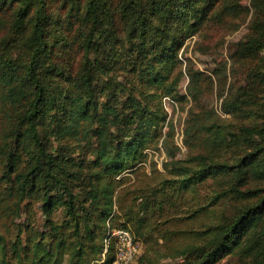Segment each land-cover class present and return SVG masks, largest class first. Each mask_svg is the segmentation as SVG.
Listing matches in <instances>:
<instances>
[{"label": "trees", "instance_id": "trees-1", "mask_svg": "<svg viewBox=\"0 0 264 264\" xmlns=\"http://www.w3.org/2000/svg\"><path fill=\"white\" fill-rule=\"evenodd\" d=\"M222 2L0 0V94L11 108L0 145V206L12 220L23 218L11 236L0 232V264H112L114 243L102 256L108 231L127 228L143 236L147 197L158 204L156 198L219 172L264 180L258 140L264 138L263 92L259 103L247 100L262 122L240 127L236 135L254 146L251 153L233 164H210L204 156L184 165L171 160V177L147 196L125 206L116 196L117 177L142 162L166 120L159 96L184 98L171 83L183 41ZM252 5L264 39V0ZM262 48L264 42L251 40L239 52L259 56ZM261 75L254 78L264 81V62ZM227 105L239 108V96ZM194 130L195 136L202 131ZM213 134L216 144L229 142L225 127ZM263 210L264 195L210 228L203 244L182 251L186 264H215L242 248L262 257ZM137 264H146L142 253Z\"/></svg>", "mask_w": 264, "mask_h": 264}, {"label": "rangeland", "instance_id": "rangeland-1", "mask_svg": "<svg viewBox=\"0 0 264 264\" xmlns=\"http://www.w3.org/2000/svg\"><path fill=\"white\" fill-rule=\"evenodd\" d=\"M252 2L223 0L197 31L183 41L177 54L176 75L171 83L178 96L184 98L159 96L166 120L162 125L159 123L156 136L144 149L142 162L133 171L117 177L121 183L116 196L121 199L122 205L129 204L139 194L147 196L170 178L171 167L166 169V165L171 160L184 165L189 158L204 156L210 164H233L247 151L251 153L254 146L244 143L241 134L236 135L240 127L256 126L262 122L256 104H249L247 100L262 101L264 81L254 76L262 77L264 48L260 49L259 56L244 57L239 52V47L248 41L264 42L260 27L253 23L256 17ZM226 6L230 8L225 10ZM237 96L240 107L227 109V104ZM3 98L0 94V145L10 108L9 102ZM195 126L202 129L198 136L194 133ZM222 126L229 142L218 145L211 138L216 136L213 130L220 132ZM258 140L264 146V138ZM0 161L1 175L2 157ZM190 165L195 166L194 163ZM244 178L245 175L235 180L232 173L219 172L194 188L174 192V195H167L164 199L156 198L157 202L161 200L158 204L150 202L148 197L146 202L143 199L147 205V210L143 212L147 213V217L141 224L143 236L134 235L142 243L144 262L186 264L182 251L203 244L210 228L230 222L242 209L264 195L261 191L264 180ZM137 203L141 201L137 200ZM260 216L258 226L264 221V210ZM22 220H12L0 206V232L4 236H11L14 224ZM233 250L215 264H264V254L259 257L243 251L244 248Z\"/></svg>", "mask_w": 264, "mask_h": 264}, {"label": "built area", "instance_id": "built-area-1", "mask_svg": "<svg viewBox=\"0 0 264 264\" xmlns=\"http://www.w3.org/2000/svg\"><path fill=\"white\" fill-rule=\"evenodd\" d=\"M114 243L115 258L112 264H137L142 245L127 228H112L104 240V257L109 245Z\"/></svg>", "mask_w": 264, "mask_h": 264}]
</instances>
